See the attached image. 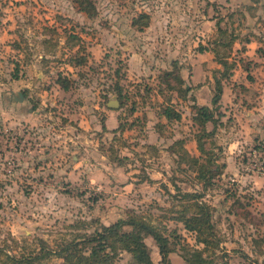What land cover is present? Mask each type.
<instances>
[{"label": "rangeland", "instance_id": "1", "mask_svg": "<svg viewBox=\"0 0 264 264\" xmlns=\"http://www.w3.org/2000/svg\"><path fill=\"white\" fill-rule=\"evenodd\" d=\"M176 186L211 209L207 260L264 264V0H0V264H67L64 246L88 254L131 215L176 229L171 262L187 264L197 244L174 219L189 201ZM130 230L101 242L108 264H136Z\"/></svg>", "mask_w": 264, "mask_h": 264}, {"label": "trees", "instance_id": "2", "mask_svg": "<svg viewBox=\"0 0 264 264\" xmlns=\"http://www.w3.org/2000/svg\"><path fill=\"white\" fill-rule=\"evenodd\" d=\"M148 15H142L141 17H146ZM146 25L148 22L145 23ZM81 60L76 59L72 61V65L78 66L81 64ZM58 84L61 86L62 89L65 91H69L71 88L70 79L59 75L57 79ZM223 91V83L221 80H216V93L212 98V103L217 105L221 98V94ZM27 93L24 92V95ZM162 111L160 114L168 121H176L181 118V113L176 111L174 105L171 102L166 101L165 104L162 106ZM134 110V109H132ZM197 118L201 120L203 124L202 130L208 134H211L212 131H207L206 123L212 122L215 128V115L213 110L207 105H201L197 107ZM120 127V126H119ZM105 130V127H103ZM124 129V127H122ZM183 141L178 140L174 142L173 146H180L179 149L181 153H183L186 157L191 158L194 161L198 159L191 155V153L186 149L183 148ZM197 143L199 149L204 151L203 143L201 142V136L199 135L197 138ZM177 150V152H180ZM127 158V157H125ZM125 158H118L115 161H118V164L122 166V161ZM201 178L205 177V173L201 171L200 175ZM178 190L179 187L176 186ZM181 196L183 198H187L188 204L185 205L184 209L182 210V215L175 217V220H178L184 225V228L194 234V239L197 244V247H192V254L191 257H188L185 254L179 252L182 259L187 264H212V261H209L205 258L204 254L209 250V247L212 245H216L220 238L215 232L214 224L212 221V213L209 205L206 201L201 200L203 197L198 192H190V191H181ZM188 215V213H190ZM126 227H130L131 230L128 232H123L121 240L125 238V245L124 249L130 252L133 256L134 261L136 264H172L171 262V253L176 252L177 250L171 246L170 236H174L176 240L180 239V235L177 233L176 229L170 233V236L164 235L160 232L154 225L150 223L144 216L139 215H131L127 219H121L109 226H105L103 232H96L93 234L91 238H89V242L98 241L99 244L92 247L88 254L86 253H79V248L77 244H68L64 246L62 257L64 258L67 264H108L109 259L112 257L108 252L105 251L104 246L101 248V242L106 240L110 234H118L121 230ZM151 236L155 239L159 253L161 256V260L159 262H155L150 254V249L148 248L147 243L145 242V238ZM202 244L203 247L199 248L198 245ZM76 245L74 251H70L71 247ZM35 259H42V255L33 257L32 259L29 258L27 262L23 264H36Z\"/></svg>", "mask_w": 264, "mask_h": 264}, {"label": "crops", "instance_id": "3", "mask_svg": "<svg viewBox=\"0 0 264 264\" xmlns=\"http://www.w3.org/2000/svg\"><path fill=\"white\" fill-rule=\"evenodd\" d=\"M24 98H26V95H24ZM25 101H26V99H25ZM251 182H253V181H251ZM251 182H250V183H251ZM254 185H255V183H254ZM234 253H236L237 255H239L237 251H234ZM246 254H249L248 251H246ZM250 254H251V256H252V253H250ZM172 256H175V254L171 253L170 257L172 258ZM263 258H264V257H263ZM175 260L178 261L179 258H175ZM179 261H180V260H179ZM180 262H181V261H180Z\"/></svg>", "mask_w": 264, "mask_h": 264}, {"label": "water", "instance_id": "4", "mask_svg": "<svg viewBox=\"0 0 264 264\" xmlns=\"http://www.w3.org/2000/svg\"><path fill=\"white\" fill-rule=\"evenodd\" d=\"M20 96H21L22 99H24V94L23 93H21Z\"/></svg>", "mask_w": 264, "mask_h": 264}]
</instances>
